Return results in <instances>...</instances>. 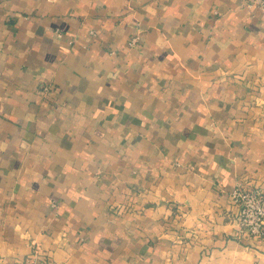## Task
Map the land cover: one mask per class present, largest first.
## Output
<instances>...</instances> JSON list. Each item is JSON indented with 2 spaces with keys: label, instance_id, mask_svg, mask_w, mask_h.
I'll use <instances>...</instances> for the list:
<instances>
[{
  "label": "crops",
  "instance_id": "1",
  "mask_svg": "<svg viewBox=\"0 0 264 264\" xmlns=\"http://www.w3.org/2000/svg\"><path fill=\"white\" fill-rule=\"evenodd\" d=\"M238 184L264 189L256 5L0 0V264H264Z\"/></svg>",
  "mask_w": 264,
  "mask_h": 264
},
{
  "label": "built area",
  "instance_id": "2",
  "mask_svg": "<svg viewBox=\"0 0 264 264\" xmlns=\"http://www.w3.org/2000/svg\"><path fill=\"white\" fill-rule=\"evenodd\" d=\"M248 4L256 5L264 13V0H248ZM137 42L131 37L130 44ZM46 89V88H45ZM232 202L237 206L238 231L249 234L255 239H264V189L235 186L230 192Z\"/></svg>",
  "mask_w": 264,
  "mask_h": 264
}]
</instances>
